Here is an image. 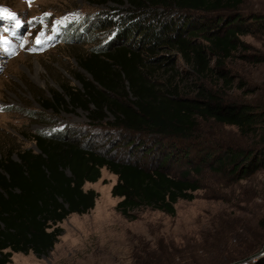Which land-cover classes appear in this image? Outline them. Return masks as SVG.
I'll return each mask as SVG.
<instances>
[{"label": "trees", "instance_id": "16d2710c", "mask_svg": "<svg viewBox=\"0 0 264 264\" xmlns=\"http://www.w3.org/2000/svg\"><path fill=\"white\" fill-rule=\"evenodd\" d=\"M91 1L124 6V14H112L111 7L93 18L91 30H107L106 42L76 56L80 69L73 77L80 87L67 81L45 108L81 107L93 126L111 118L112 128L152 143L128 139L129 153L120 157L115 146L106 149L86 136L39 132L30 137L35 149L19 148L17 159L9 150L0 154V264L11 263L14 253L47 255L63 231L58 223L94 207L98 193L83 185L97 181L103 167L116 175L115 208L130 220L144 207L174 215L178 200L195 198L200 184L192 173L204 167L236 182L264 170V103L226 100L210 83L232 86L229 60L246 46L239 36L263 29V14L246 12V0ZM176 58L188 68L184 75ZM164 64L174 74L161 80L154 75ZM175 75L188 78L192 89L182 88ZM201 121L232 126L248 144H218L197 162L189 143ZM134 151L150 161L133 158ZM260 242H243L245 253ZM158 253L138 256L134 264H167ZM253 264H264V256Z\"/></svg>", "mask_w": 264, "mask_h": 264}, {"label": "rangeland", "instance_id": "374dc122", "mask_svg": "<svg viewBox=\"0 0 264 264\" xmlns=\"http://www.w3.org/2000/svg\"><path fill=\"white\" fill-rule=\"evenodd\" d=\"M111 7L115 8L110 9L112 14H124V6L91 0H0V9L15 17L0 15V154L9 150L17 159L19 148L35 149L30 137L39 132L67 133L78 140L86 136L106 149L115 146L113 152L120 157L129 153L128 139L152 143L148 136L136 138L112 128L108 122L111 118L93 126L81 107L52 103L45 108L49 104L46 99L53 92H61L67 81L80 87L73 77L80 69L76 56L106 42L108 31L91 30L90 23L99 12ZM243 9L264 15V0H246ZM38 36L43 41L39 46ZM239 38L246 46L229 60L232 86L210 83L226 100L264 103V28ZM174 66L182 75L188 69L178 58ZM157 67L154 76L158 79L174 74L169 64ZM173 77L182 88H189L188 78ZM247 90L253 91L246 94ZM196 138L189 146L197 162L218 144H248L234 127L212 121L200 122ZM132 155L150 161L138 151ZM100 174L97 181L83 185L84 190L98 193L94 207L84 214L71 213L58 223L63 231L47 255L14 253L9 264H134L136 257L152 251L159 252L167 264H253L257 257L264 256L263 251L248 259L264 246V170L236 182L227 173L216 174L204 167L200 174L192 173L200 184L195 198L178 200L174 215L144 207L132 220L115 208L119 198L112 196L111 188L116 175L104 167ZM256 239H261L257 250L245 253L243 242ZM244 253L247 256L241 257Z\"/></svg>", "mask_w": 264, "mask_h": 264}, {"label": "snow or ice", "instance_id": "6c2138e0", "mask_svg": "<svg viewBox=\"0 0 264 264\" xmlns=\"http://www.w3.org/2000/svg\"><path fill=\"white\" fill-rule=\"evenodd\" d=\"M0 15H5L7 16L9 19H14V15L11 13V12H8L6 9H0ZM46 16L47 15H50L48 13L45 14ZM56 23H62V21H57ZM17 26L19 27V21L17 22ZM40 36H43V33L40 34ZM49 39H51V37H48ZM43 41L40 39V37L38 36L37 37V40H36V43L37 44H40L42 43Z\"/></svg>", "mask_w": 264, "mask_h": 264}, {"label": "water", "instance_id": "95a60500", "mask_svg": "<svg viewBox=\"0 0 264 264\" xmlns=\"http://www.w3.org/2000/svg\"><path fill=\"white\" fill-rule=\"evenodd\" d=\"M263 251H264V246H263V248L260 250V252H257V253H255V254L249 256L248 259L253 258V257L260 256V255L263 253ZM241 263H242V261H236V262H233V263H231V264H241Z\"/></svg>", "mask_w": 264, "mask_h": 264}]
</instances>
